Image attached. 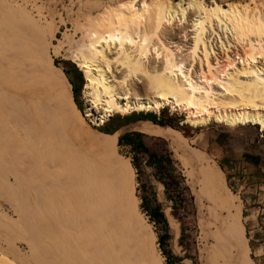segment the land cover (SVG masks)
Returning <instances> with one entry per match:
<instances>
[{"label": "bare ground", "instance_id": "obj_1", "mask_svg": "<svg viewBox=\"0 0 264 264\" xmlns=\"http://www.w3.org/2000/svg\"><path fill=\"white\" fill-rule=\"evenodd\" d=\"M9 19L0 22V111L21 118L36 157L0 141V161L13 163L21 155L27 168H38L28 173L39 213L28 216L35 240L24 257L14 245L11 218L0 215L9 241L5 247L0 238V264H10V255L21 264H162L157 236L133 200L135 169L116 153L109 137L91 126L116 114L160 113L170 107L186 113L184 123L192 126L251 125L263 132L264 1L225 6L204 0H131L106 9L92 22L94 30L88 28L90 34L87 29V43L70 54L85 76V115L65 72L51 59L50 51H59L41 19L14 7ZM47 103L52 130L40 119ZM153 122L133 128L166 139L187 164L203 166L199 171L213 198L226 203L222 171L208 164L203 152L190 149L179 131ZM241 209L232 201V224L226 228L242 264H250Z\"/></svg>", "mask_w": 264, "mask_h": 264}, {"label": "rangeland", "instance_id": "obj_2", "mask_svg": "<svg viewBox=\"0 0 264 264\" xmlns=\"http://www.w3.org/2000/svg\"><path fill=\"white\" fill-rule=\"evenodd\" d=\"M127 1L131 0H0V22L7 24L10 21L9 17L13 7L18 10L21 9V11L25 10V12L30 13L37 19H41V24H43L44 28L46 27L47 36L59 51V53H54L51 50V59L57 67L62 68L65 72L72 84L75 102L81 114L85 115L89 107L83 97L86 83L85 76L70 60V54L78 52L87 43L89 35H87L86 31L88 28L90 31L94 30L92 22L95 18H100L106 9L116 7L119 3ZM174 1L177 2L179 0ZM204 1L208 5L218 3L226 6L228 3L232 4L233 2L253 4L264 0ZM2 2L4 6L1 4ZM89 29L88 33L90 32ZM54 46L51 45L52 48ZM50 108V103L43 105L44 114H42L40 119L46 124L47 129L52 130L54 120L51 116ZM185 118L186 113L180 112V110L172 111L170 107H167L160 113H146L144 111L130 115L116 114L105 124L101 126L92 125L91 128L99 131V133H116L120 135L117 152L123 160L127 161L129 159L135 168V181L132 190L133 200L137 205L138 211L150 224L151 230L157 236L156 254H158L162 264H242L241 254L237 250L238 247H232V231L226 228L228 222L232 224V217L230 216V213L232 214V201L240 205L239 198L235 195V192L233 190L231 192L227 186H222V188L225 187V191L222 194H226L224 196L228 198L227 202L222 203L215 198L216 196L213 198L214 195L211 193L209 182L203 172L199 171L200 164L197 163L196 165L190 160L189 164H187L188 162L186 160L183 161L184 158L182 159L179 155H182V153H177L166 139L141 133L143 137L137 139L136 143L142 141L160 155H170V158L175 163L174 166L177 168V175L183 188L181 197L173 194V197L178 201L176 203V200H172V194L168 196L166 193L165 186L160 180L161 178H158L156 168L149 162L148 153L141 151L139 148L136 150L132 149L126 142L120 141L121 136L140 133L133 127L141 121L145 122L148 119L151 122L153 120L163 121L165 125L161 126L173 127V129L179 131L191 146L188 145L190 149L193 148L197 152H203L205 155L203 153L200 154L205 156L206 162L216 167L217 162H215L213 156L203 150L201 141L203 135L216 129L235 130L242 126L227 127L216 123L202 127L192 126L184 123ZM106 124L115 132H104L103 129ZM23 127L24 124L20 117L9 118L5 111H0V141L2 144L10 146V142H13L28 155L36 157L35 147L29 142ZM256 128L259 129L258 126ZM110 139L112 143V138ZM21 157L19 155L17 161L13 163L0 161V215L11 218V229H13V233L16 236V240L13 242L14 245H17L19 251L23 252L21 255L24 257L29 256L28 245L35 240L33 239L35 238V230L29 227L27 219L28 216L34 218L38 216L39 197L28 173L30 169L38 173V168L35 166L27 168V165L22 163ZM190 163H193L194 166L191 167ZM193 168L194 170H192ZM203 168L202 166L201 169L203 170ZM216 169L221 171L218 167ZM194 172L198 175H193ZM200 178L205 183H202V180H199ZM157 208L165 215L164 220L152 215ZM173 221L176 226L172 223ZM177 222L180 229L177 227ZM240 223L243 224L241 215ZM3 229L0 226V238L4 241L5 247H8L6 244L9 241L4 237ZM219 230H223V234ZM161 241H164V246L161 245ZM246 255L250 260V264H264V261H260L259 258L251 254L249 246ZM8 259H6L7 263L21 264L19 259H15L13 255H10Z\"/></svg>", "mask_w": 264, "mask_h": 264}, {"label": "crops", "instance_id": "obj_3", "mask_svg": "<svg viewBox=\"0 0 264 264\" xmlns=\"http://www.w3.org/2000/svg\"><path fill=\"white\" fill-rule=\"evenodd\" d=\"M201 141L223 172L227 188L239 198L251 254L264 261V131L253 126L216 129Z\"/></svg>", "mask_w": 264, "mask_h": 264}, {"label": "trees", "instance_id": "obj_4", "mask_svg": "<svg viewBox=\"0 0 264 264\" xmlns=\"http://www.w3.org/2000/svg\"><path fill=\"white\" fill-rule=\"evenodd\" d=\"M155 123L160 124V125H165V122L163 121H157L153 120ZM104 132L106 133H113L115 130L112 128H109L108 125L106 124V127L103 129ZM102 135L112 138V144L115 147L116 153L120 156V154L117 152V144L119 140V136L116 133L113 134H108L106 135L105 133H101ZM145 134V133H143ZM148 135V134H147ZM143 135L140 133H132L129 135H124L120 137V141L126 142L128 145L134 148L135 150L139 148L141 151H145L149 155V162L156 168V171L158 172V178H161L160 180L163 182L165 186L166 193L171 195L172 200H176L173 197V194H177L178 196L182 195V186L181 182L179 181L178 175H177V168L174 166L175 163L172 161L170 158V155L167 154V156L160 155L156 151H153L151 148H149L147 145H145L142 141H139L136 143L137 139L142 138ZM157 137V136H155ZM162 138V137H161ZM121 157V156H120ZM122 158V157H121ZM123 159V158H122ZM126 161V160H124ZM128 163H131L129 159H127ZM134 168V166L132 165ZM135 169V168H134ZM160 174V175H159ZM181 197V196H180ZM176 203L178 202L177 200L175 201ZM159 219H165V215L157 208L153 214ZM161 245L164 246V241H161ZM169 256V254H168Z\"/></svg>", "mask_w": 264, "mask_h": 264}]
</instances>
